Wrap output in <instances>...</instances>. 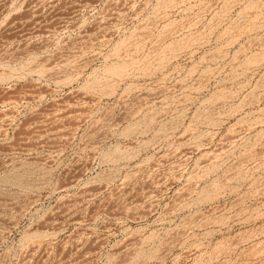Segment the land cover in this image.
I'll use <instances>...</instances> for the list:
<instances>
[{"label": "rangeland", "instance_id": "1", "mask_svg": "<svg viewBox=\"0 0 264 264\" xmlns=\"http://www.w3.org/2000/svg\"><path fill=\"white\" fill-rule=\"evenodd\" d=\"M0 264H264V0H0Z\"/></svg>", "mask_w": 264, "mask_h": 264}]
</instances>
